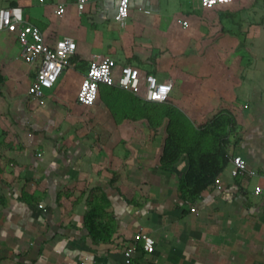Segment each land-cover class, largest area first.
Here are the masks:
<instances>
[{"label":"crops","instance_id":"0c3cea01","mask_svg":"<svg viewBox=\"0 0 264 264\" xmlns=\"http://www.w3.org/2000/svg\"><path fill=\"white\" fill-rule=\"evenodd\" d=\"M31 1L0 0V8L24 15ZM39 1L47 3L40 18H24L48 41L71 37L77 49L40 104L27 95L34 71L16 37L0 32V264H123L129 247L133 264H264V0L211 7L231 11L213 15L212 26L197 14L200 2L131 0L124 27L113 21L112 0H88L83 10L77 0ZM59 3L69 27L56 35ZM239 6L247 9L243 42L221 28ZM95 53L170 81L168 101L101 86L98 106L68 104ZM169 102L186 119L173 128H209L221 109L233 119L220 189L214 182L189 197L184 156L161 167L168 119L158 118ZM233 156L257 174L232 177ZM139 232L154 239L153 253Z\"/></svg>","mask_w":264,"mask_h":264},{"label":"built area","instance_id":"2783aa9c","mask_svg":"<svg viewBox=\"0 0 264 264\" xmlns=\"http://www.w3.org/2000/svg\"><path fill=\"white\" fill-rule=\"evenodd\" d=\"M115 4L113 21L124 27L129 18L131 0H112ZM233 0H199L202 8L228 5ZM88 0H77L76 7L83 10ZM66 12L64 4L59 3L55 14L61 16ZM187 26V21H181ZM0 32H7L16 37L21 60L34 71V77L28 87L27 95L31 101L42 103L45 90H50L62 76L63 72L73 66L72 58L76 54L77 44L71 37H61L48 41L39 28L30 24L23 15L20 6L0 8ZM101 86L116 87L139 95L150 103H166L172 91L170 81H161L150 73H141L137 67L131 65L117 66L115 59L109 55L95 53L88 60L87 69L82 78L77 93L76 102L79 105L90 107L99 97ZM232 177L255 176V170L247 166L241 156L230 159ZM215 185L220 189L219 179ZM261 187L255 188L260 193ZM194 209H192L193 211ZM137 239L143 241L144 252L151 254L154 251V239L139 232ZM133 247L124 251L123 264H133Z\"/></svg>","mask_w":264,"mask_h":264},{"label":"trees","instance_id":"16d2710c","mask_svg":"<svg viewBox=\"0 0 264 264\" xmlns=\"http://www.w3.org/2000/svg\"><path fill=\"white\" fill-rule=\"evenodd\" d=\"M168 109V108H167ZM171 114L166 125L167 137L161 146V167L169 169L172 165L177 163L181 156L187 159L188 170L181 179V186L184 188L189 197L195 198L207 187L214 184L216 177L222 171V168L228 161V154L225 151L227 142L226 137L228 131L225 132V127H233V119L219 117L216 118L208 127L201 128L198 131H193L194 137L188 138L186 142H182L179 137L186 134L185 128L172 127L177 123L176 110L170 108ZM169 112H165V115ZM176 118V119H175ZM180 120V121H179ZM179 122H185L183 116H179ZM215 123V124H214ZM216 125V126H215ZM230 130V129H228ZM189 135V131H187ZM213 137L218 140L217 145L203 146L201 140L204 137Z\"/></svg>","mask_w":264,"mask_h":264},{"label":"rangeland","instance_id":"374dc122","mask_svg":"<svg viewBox=\"0 0 264 264\" xmlns=\"http://www.w3.org/2000/svg\"><path fill=\"white\" fill-rule=\"evenodd\" d=\"M192 1L196 4V6H197V4H199V0H192ZM46 4L41 3L39 0H32L31 1V6L29 8H25L24 9L25 17L28 14V16H31L32 18L33 17L34 18H38V17L40 18L41 14L44 11V8L46 7ZM197 11H198V13H197L198 16H200V18H202V21L204 22L203 25H205V26H212L213 25V21H212L213 19L212 18H213V15H215L216 13L222 12L223 14H229L231 12L230 8L223 9V10L222 9H218V8H204V9H198ZM245 11H247V9L244 8V7H240L239 6V7L234 8V11H233L234 15H231L234 18L232 20L230 19L231 20L230 21L229 17H227L226 19H228V20H225V21H223V23H221V25H222V27H221L222 28V34L224 33V31H226L227 35H228L229 29L232 28L233 32L238 35L239 41L243 42L245 40L246 34L241 31V28L243 27V21H240V18L243 20L244 17H240V15L243 14V12H245ZM79 12L80 11L76 12V17H78V16L80 17L81 13H79ZM51 20H52L53 25H55V27L53 29H55L54 32L56 31L55 32L56 35L63 34L65 32V29L67 30L68 27H69V26L67 27V23H66L65 19H63L62 16L59 17V16H54L53 15ZM69 22H73V21H71V19H70ZM83 22H84V20H83ZM55 23H57V25ZM66 33H68V32H66ZM223 38H225V35H223ZM225 62H227V61H225ZM223 66H224V63H223ZM64 86H67V85L64 84ZM101 91H102V94L104 92H106L107 91L106 87L102 86ZM45 92H46V90H45ZM66 102L68 104H72L73 106H79V107H82V108H87L86 106H82V105H79L78 103H76L74 94H71V96L69 98L67 97ZM98 105H99V99L95 102L93 107H96ZM169 105L170 106H169L168 109H165V111L164 110L161 111V114H160V116L158 118V122H161L163 117L164 118L166 116L169 117V114H171L170 108H173L174 110H176V113H174V114H175V116L177 115V119L178 120H179V116H183L182 109L176 108L175 106H173L171 104V102H169ZM166 111L169 112V113H167L165 115ZM222 116H225V117H223L225 119L226 118L227 119L230 118L229 115H227L226 113L223 112V109H221L220 113L217 114L216 118H219V117H222ZM216 118H214L213 121ZM178 120H177V123L180 121V120L179 121ZM190 127H191L190 130H186V134L185 135L183 134L182 137L181 136L179 137V139H181L182 142L183 141L186 142L188 140V138H193L195 136L194 135L195 132L193 133V131H198V130L201 129L200 127L194 126L192 123H190ZM228 129H229V126H226L225 129H224L225 132H227ZM187 131H189V135L187 134ZM166 133H167V131H166Z\"/></svg>","mask_w":264,"mask_h":264}]
</instances>
